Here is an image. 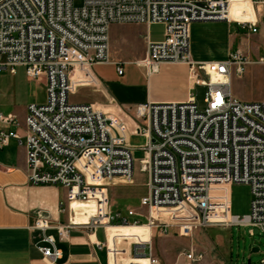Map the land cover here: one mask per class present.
Here are the masks:
<instances>
[{"label":"built area","instance_id":"built-area-1","mask_svg":"<svg viewBox=\"0 0 264 264\" xmlns=\"http://www.w3.org/2000/svg\"><path fill=\"white\" fill-rule=\"evenodd\" d=\"M246 1L254 16L243 20L231 15L234 0H83L80 7L74 0L0 1V74L24 68L30 80L45 79L46 102L30 104L25 119L29 181L66 189L68 202L97 203L85 224L55 226L41 213L36 216L32 229L45 264L63 259L52 230L62 241L77 228L131 225L164 234L175 227L183 237L234 226L264 235V100L241 101L231 86L232 70L242 75L250 61L236 53L225 62L196 63L190 52L194 23L227 22L257 33L255 8L264 0ZM115 23L163 25L164 39L147 43L138 66L151 76L162 63L187 65L195 84L207 89L205 110H199L193 92L184 102L137 105L133 115L73 102L77 86L97 85L93 67L111 63L109 30ZM117 72L124 74L121 65ZM0 125L16 128L0 130V148L11 139L22 144L16 116L0 112ZM136 163L146 176L140 200L146 215L109 207L107 187L114 180L131 182ZM235 184L251 187L245 217L231 211L229 189ZM144 248L135 243V255L159 264ZM185 256L200 263L206 254L191 250Z\"/></svg>","mask_w":264,"mask_h":264},{"label":"crops","instance_id":"crops-1","mask_svg":"<svg viewBox=\"0 0 264 264\" xmlns=\"http://www.w3.org/2000/svg\"><path fill=\"white\" fill-rule=\"evenodd\" d=\"M233 11L234 9V17ZM235 12L237 13L236 10ZM247 12L248 18L254 16L252 7H248ZM263 17L264 4H261L255 8L257 33L239 29L236 24L227 22L192 24V60L196 63L225 62L236 53L245 57L249 54L248 46L255 36L258 41H264ZM155 26L138 23L112 24L109 30L111 63L93 67L97 85L76 88L77 82H73L71 89L76 90L71 95V100L92 104L107 112L120 110L133 115V109L137 105L184 102L191 92L195 94L197 85L191 79L189 67L185 64L162 63L158 72L151 76H148L146 68L138 66L146 57L147 43L164 39V26L161 25L162 36L156 34ZM261 61L264 65V55ZM118 65L124 69L122 76L117 72ZM236 81L237 73L234 68L231 86L233 95L238 98ZM42 82L45 85V79ZM29 105L0 101V112L16 116L20 121L18 132L22 141L19 144L18 140L11 139L6 147L0 148V264H45L36 245L38 233L32 229L39 213L57 226L71 221L88 223L97 211L95 201L68 202L67 190L62 187L30 183L25 138V119ZM108 107L109 110H106ZM3 129L16 128H3L0 125V130ZM116 183L112 182L113 185ZM231 189L232 187L229 189V197L232 211ZM215 229L220 232L214 234L212 230ZM227 229L208 227L194 231L192 237H183L175 227L169 228L167 234L159 230L149 232L146 225L107 226L106 230L100 228L93 232L77 228L63 241L59 239L56 230H52L51 234L57 238L58 247L63 252V259L58 264H151L150 258H138L135 255V243H145L146 255L149 256L151 251L159 264H232L233 253L228 247V238L221 234V231L225 232ZM191 250L205 252V259L200 263L190 262L185 253Z\"/></svg>","mask_w":264,"mask_h":264},{"label":"rangeland","instance_id":"rangeland-1","mask_svg":"<svg viewBox=\"0 0 264 264\" xmlns=\"http://www.w3.org/2000/svg\"><path fill=\"white\" fill-rule=\"evenodd\" d=\"M82 3L83 0H74L76 7H80ZM233 9L235 19L248 18V13L246 15L238 14L235 12V6ZM154 30L157 35H163V26L156 24ZM248 50L249 54H246L245 58L253 63H249L245 67L244 74L237 75L235 82L237 97L243 101H263L264 65L261 57L264 55V41H258L255 36L250 42ZM206 91V87L201 86H197L194 91L200 111L206 108L204 102ZM46 99L44 83L30 80L24 68H19L16 75L7 71L0 74V101H11L16 105H28L31 103L44 104ZM109 107L106 110H109ZM110 111L114 112L113 110ZM116 182V185L111 184L107 187L109 207L112 210L118 209L120 211L131 209L146 215V209L140 206V200L146 194V176L140 172L138 164H135V176L131 182L121 180H116ZM231 200L233 215L240 217L249 215L252 203L251 187L246 184L233 185ZM251 230L254 229L234 226L225 232L221 231L222 237L225 235L228 238V247L233 253L232 264H264V235L252 234ZM212 231L214 234L220 232L217 229ZM254 249H258V251L255 252Z\"/></svg>","mask_w":264,"mask_h":264},{"label":"bare ground","instance_id":"bare-ground-1","mask_svg":"<svg viewBox=\"0 0 264 264\" xmlns=\"http://www.w3.org/2000/svg\"><path fill=\"white\" fill-rule=\"evenodd\" d=\"M234 6H235L236 11H237L238 14H242V13H241V10H242L243 8H245V9L247 10L248 7H251V5H250L249 3H247L246 0H234L233 7H234ZM233 7H232V9H231V15H232ZM114 181H116V180H114ZM114 181H113V182H114ZM132 226H134V225H131V226H117V227H132ZM134 227H140V226H134ZM146 227H147V229H148L149 232H150V228H149L147 225H146Z\"/></svg>","mask_w":264,"mask_h":264},{"label":"water","instance_id":"water-1","mask_svg":"<svg viewBox=\"0 0 264 264\" xmlns=\"http://www.w3.org/2000/svg\"><path fill=\"white\" fill-rule=\"evenodd\" d=\"M254 234H258V232L255 230V231H254ZM254 251L257 252L258 249H254Z\"/></svg>","mask_w":264,"mask_h":264}]
</instances>
